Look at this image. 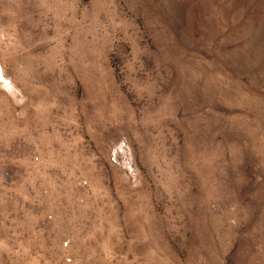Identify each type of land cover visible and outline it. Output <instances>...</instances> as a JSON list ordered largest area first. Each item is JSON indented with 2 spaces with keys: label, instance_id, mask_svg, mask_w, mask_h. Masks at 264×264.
<instances>
[{
  "label": "rangeland",
  "instance_id": "374dc122",
  "mask_svg": "<svg viewBox=\"0 0 264 264\" xmlns=\"http://www.w3.org/2000/svg\"><path fill=\"white\" fill-rule=\"evenodd\" d=\"M0 264H264V0H0Z\"/></svg>",
  "mask_w": 264,
  "mask_h": 264
}]
</instances>
